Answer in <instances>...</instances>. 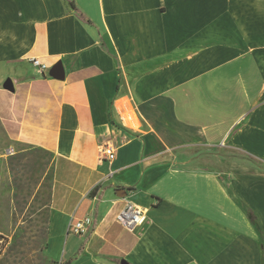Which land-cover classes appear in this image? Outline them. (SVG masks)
<instances>
[{
    "label": "crops",
    "instance_id": "obj_1",
    "mask_svg": "<svg viewBox=\"0 0 264 264\" xmlns=\"http://www.w3.org/2000/svg\"><path fill=\"white\" fill-rule=\"evenodd\" d=\"M74 1L0 0V235L40 209L55 262L264 264V0Z\"/></svg>",
    "mask_w": 264,
    "mask_h": 264
},
{
    "label": "rangeland",
    "instance_id": "obj_2",
    "mask_svg": "<svg viewBox=\"0 0 264 264\" xmlns=\"http://www.w3.org/2000/svg\"><path fill=\"white\" fill-rule=\"evenodd\" d=\"M10 151H12V149L9 150V152ZM216 152L218 155L223 154V156H233L235 158V153L231 150H221ZM236 156L238 157V155ZM4 203L6 206L7 201ZM40 212V209H34L32 212L31 210H28L26 213L21 210V212L19 211L15 215L11 230L0 235V246L2 247L0 264L61 263L52 260L50 255H52L53 250L50 249L48 253L46 220L44 217L39 216Z\"/></svg>",
    "mask_w": 264,
    "mask_h": 264
},
{
    "label": "built area",
    "instance_id": "obj_3",
    "mask_svg": "<svg viewBox=\"0 0 264 264\" xmlns=\"http://www.w3.org/2000/svg\"><path fill=\"white\" fill-rule=\"evenodd\" d=\"M31 63L41 71L47 69V65L43 64L38 58H33ZM115 157L116 152L112 145L107 144L101 146L102 160L112 162ZM117 221L127 230L133 231L147 221V210L142 206L129 201L117 215ZM92 227L93 218L91 216H85L75 222H70L68 225V231L81 236L88 232Z\"/></svg>",
    "mask_w": 264,
    "mask_h": 264
},
{
    "label": "trees",
    "instance_id": "obj_4",
    "mask_svg": "<svg viewBox=\"0 0 264 264\" xmlns=\"http://www.w3.org/2000/svg\"><path fill=\"white\" fill-rule=\"evenodd\" d=\"M69 5L71 6V8L73 9L74 13L77 15V17H79L81 20H84L87 23H91L89 19L85 18V15L80 11V9L76 6V3L74 0H67ZM94 192V191H93ZM92 192V193H93ZM2 247L0 246V250ZM81 249L79 250L78 254H80ZM1 253V251H0ZM74 258H70L65 262H61L58 264H71L73 262Z\"/></svg>",
    "mask_w": 264,
    "mask_h": 264
},
{
    "label": "water",
    "instance_id": "obj_5",
    "mask_svg": "<svg viewBox=\"0 0 264 264\" xmlns=\"http://www.w3.org/2000/svg\"><path fill=\"white\" fill-rule=\"evenodd\" d=\"M54 71L56 72V73H58V74H62V70H61V67H56L55 69H54ZM55 73V75H57ZM4 87L6 88V89H8V90H13V83H12V81L11 80H7L6 82H5V84H4ZM122 264H127V262L125 261V260H123L122 261Z\"/></svg>",
    "mask_w": 264,
    "mask_h": 264
}]
</instances>
